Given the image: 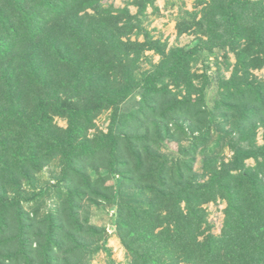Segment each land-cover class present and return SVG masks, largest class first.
I'll return each instance as SVG.
<instances>
[{
  "label": "trees",
  "instance_id": "16d2710c",
  "mask_svg": "<svg viewBox=\"0 0 264 264\" xmlns=\"http://www.w3.org/2000/svg\"><path fill=\"white\" fill-rule=\"evenodd\" d=\"M106 1L0 0V264H114L92 205L128 264H264V0L182 1L191 47L152 36L154 0ZM214 49L228 77L193 69Z\"/></svg>",
  "mask_w": 264,
  "mask_h": 264
},
{
  "label": "rangeland",
  "instance_id": "374dc122",
  "mask_svg": "<svg viewBox=\"0 0 264 264\" xmlns=\"http://www.w3.org/2000/svg\"><path fill=\"white\" fill-rule=\"evenodd\" d=\"M128 0H108L106 3H113L115 6L122 7L124 4H126ZM173 1L175 3V6H172L169 4V2ZM185 2V8L191 10L192 5L195 0H154V4L157 5V7L160 10V15L153 17L150 24L148 25V29L151 31L152 36L154 38H161L162 40L166 39L168 42V47H175V46H186L191 47L197 42L198 35L195 33H184L180 36L176 35L175 30V16L178 12V8L180 7L181 2ZM130 10L134 13L136 8L132 5L129 6ZM152 9L151 7H148V12H150ZM142 37L140 36L139 39ZM146 55H151V59L154 63L158 60V55L152 54V51H146ZM230 60L233 62L234 56L232 53H229ZM200 61H198L195 65H193L194 70L200 71L201 69V63L204 61L209 64L210 68L209 71L216 74L217 70L220 67V72H222V75L225 77H228L230 75V69H227L225 64H223V57L221 55V52L217 49H214L212 52L208 51H202L200 55ZM151 66V63L149 61H143L141 64V67L143 69L148 68ZM254 73L260 77L264 78V67L260 70H254ZM218 88L214 84L212 86H209L206 90V101L208 104H211L213 100L215 99L217 95ZM107 113L102 114L96 122L98 123L100 128H103L106 130L107 125ZM58 123L60 125H66L65 121L62 119H57ZM258 141L261 143V130L259 131L258 135ZM161 149L164 153L173 154L175 152V146L174 142L169 140L166 136L162 137L160 140ZM224 156L229 157L231 152L228 148H225L224 150ZM175 154V153H174ZM253 162L252 159L247 160L248 164H251ZM196 169L198 170L200 168V158L197 159ZM45 175L46 177L50 176L49 169H45ZM225 202L221 200H217L214 202H209L205 204L204 206L209 211L208 219L213 223L212 231L214 233H219L222 221H223V211L222 209L225 207ZM90 211V219L93 223H96L97 225H103L105 226V229L107 231L106 233V248L110 249V258L114 260V264H128V258L126 256V251L121 244L117 234H115L114 230V222L112 218L111 211L107 210L104 207H95L92 205L89 209ZM109 255L106 254V251L100 250L90 261L89 264H107Z\"/></svg>",
  "mask_w": 264,
  "mask_h": 264
},
{
  "label": "water",
  "instance_id": "95a60500",
  "mask_svg": "<svg viewBox=\"0 0 264 264\" xmlns=\"http://www.w3.org/2000/svg\"><path fill=\"white\" fill-rule=\"evenodd\" d=\"M107 233V231H105V234Z\"/></svg>",
  "mask_w": 264,
  "mask_h": 264
}]
</instances>
